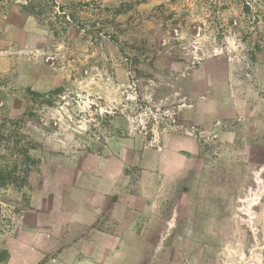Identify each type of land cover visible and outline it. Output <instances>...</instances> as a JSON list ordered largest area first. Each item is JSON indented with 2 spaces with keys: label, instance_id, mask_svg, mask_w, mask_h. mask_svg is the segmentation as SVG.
Returning <instances> with one entry per match:
<instances>
[{
  "label": "rangeland",
  "instance_id": "374dc122",
  "mask_svg": "<svg viewBox=\"0 0 264 264\" xmlns=\"http://www.w3.org/2000/svg\"><path fill=\"white\" fill-rule=\"evenodd\" d=\"M27 1L0 0V264H60V162L132 140L159 150L157 182L190 165L201 121L214 143L264 96V0H42V19ZM258 162L226 177L220 211H172L159 250L264 264Z\"/></svg>",
  "mask_w": 264,
  "mask_h": 264
},
{
  "label": "crops",
  "instance_id": "0c3cea01",
  "mask_svg": "<svg viewBox=\"0 0 264 264\" xmlns=\"http://www.w3.org/2000/svg\"><path fill=\"white\" fill-rule=\"evenodd\" d=\"M260 85L264 90V80ZM240 106L249 116L223 130L215 127L214 143L205 140L210 130L201 121V141L193 136L192 148L201 156H193L188 165L181 153L178 172L163 182L154 174L159 150L153 145L137 148L132 140L62 160L56 213L67 225L60 237V264H176L159 250L170 243L161 239V232L172 211H196L198 201L206 199H212V211H220L231 183L226 177L239 176L243 162L248 163L245 168L264 164V96L242 99ZM186 133L193 134L192 129ZM214 189L218 193L210 197ZM208 208L204 204L200 211Z\"/></svg>",
  "mask_w": 264,
  "mask_h": 264
},
{
  "label": "trees",
  "instance_id": "16d2710c",
  "mask_svg": "<svg viewBox=\"0 0 264 264\" xmlns=\"http://www.w3.org/2000/svg\"><path fill=\"white\" fill-rule=\"evenodd\" d=\"M42 0H28L26 3H20L19 6L27 13L33 14L35 17L42 19L45 9L39 4Z\"/></svg>",
  "mask_w": 264,
  "mask_h": 264
}]
</instances>
